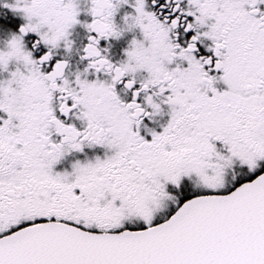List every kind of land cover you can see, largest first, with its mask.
I'll return each instance as SVG.
<instances>
[{
    "label": "snow or ice",
    "instance_id": "snow-or-ice-1",
    "mask_svg": "<svg viewBox=\"0 0 264 264\" xmlns=\"http://www.w3.org/2000/svg\"><path fill=\"white\" fill-rule=\"evenodd\" d=\"M0 264H264V0H0Z\"/></svg>",
    "mask_w": 264,
    "mask_h": 264
}]
</instances>
